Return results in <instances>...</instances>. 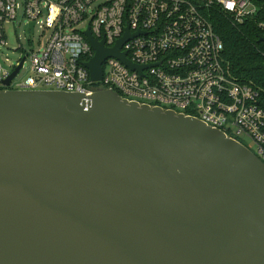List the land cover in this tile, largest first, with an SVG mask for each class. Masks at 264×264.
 I'll return each mask as SVG.
<instances>
[{"label":"water","instance_id":"water-1","mask_svg":"<svg viewBox=\"0 0 264 264\" xmlns=\"http://www.w3.org/2000/svg\"><path fill=\"white\" fill-rule=\"evenodd\" d=\"M126 31H86L93 80L109 56L143 69ZM0 264H264V160L111 89H0Z\"/></svg>","mask_w":264,"mask_h":264},{"label":"built area","instance_id":"built-area-1","mask_svg":"<svg viewBox=\"0 0 264 264\" xmlns=\"http://www.w3.org/2000/svg\"><path fill=\"white\" fill-rule=\"evenodd\" d=\"M215 8L235 22L259 11L256 0H0V45L7 44L5 25L15 23L19 15L27 18L31 33L38 26L42 34L50 30L43 47L32 48L16 61L3 60L0 53V89L86 95L111 89L130 101L199 118L240 142L248 136L264 160L261 92L230 72L223 41L209 17ZM128 27L130 37L120 52L143 69L109 56L102 63V78L93 80L86 63L96 50L86 31L104 40L106 48H114ZM28 58L30 74L17 80ZM22 60L18 74L5 86Z\"/></svg>","mask_w":264,"mask_h":264},{"label":"trees","instance_id":"trees-1","mask_svg":"<svg viewBox=\"0 0 264 264\" xmlns=\"http://www.w3.org/2000/svg\"><path fill=\"white\" fill-rule=\"evenodd\" d=\"M258 13L244 22L215 8L209 13L217 34L221 37L223 55L230 72L242 82L251 83L261 92L260 104L264 107V0H256Z\"/></svg>","mask_w":264,"mask_h":264},{"label":"rangeland","instance_id":"rangeland-1","mask_svg":"<svg viewBox=\"0 0 264 264\" xmlns=\"http://www.w3.org/2000/svg\"><path fill=\"white\" fill-rule=\"evenodd\" d=\"M7 44L0 45L1 58L8 57L13 61L23 57L27 51L32 48L43 47L47 41L50 30L42 34V29L38 26L35 33H31L28 28L27 18L19 15L15 23L10 22L5 25ZM31 60L28 58L24 68L17 76V80L26 78L30 74ZM242 142L252 150L256 149L255 143L248 136L239 138Z\"/></svg>","mask_w":264,"mask_h":264}]
</instances>
